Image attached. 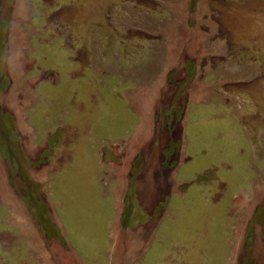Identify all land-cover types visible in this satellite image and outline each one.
Masks as SVG:
<instances>
[{
    "label": "rangeland",
    "instance_id": "374dc122",
    "mask_svg": "<svg viewBox=\"0 0 264 264\" xmlns=\"http://www.w3.org/2000/svg\"><path fill=\"white\" fill-rule=\"evenodd\" d=\"M0 264H264V0H0Z\"/></svg>",
    "mask_w": 264,
    "mask_h": 264
},
{
    "label": "trees",
    "instance_id": "16d2710c",
    "mask_svg": "<svg viewBox=\"0 0 264 264\" xmlns=\"http://www.w3.org/2000/svg\"><path fill=\"white\" fill-rule=\"evenodd\" d=\"M29 183V182H28ZM31 185V183H29Z\"/></svg>",
    "mask_w": 264,
    "mask_h": 264
}]
</instances>
